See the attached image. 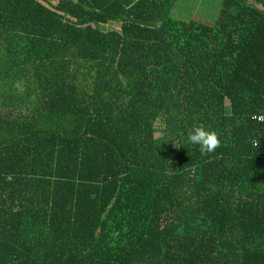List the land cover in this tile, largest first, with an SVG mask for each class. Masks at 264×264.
I'll list each match as a JSON object with an SVG mask.
<instances>
[{
	"label": "trees",
	"instance_id": "16d2710c",
	"mask_svg": "<svg viewBox=\"0 0 264 264\" xmlns=\"http://www.w3.org/2000/svg\"><path fill=\"white\" fill-rule=\"evenodd\" d=\"M259 116L264 0H0V264H264Z\"/></svg>",
	"mask_w": 264,
	"mask_h": 264
},
{
	"label": "clouds",
	"instance_id": "9594fccd",
	"mask_svg": "<svg viewBox=\"0 0 264 264\" xmlns=\"http://www.w3.org/2000/svg\"><path fill=\"white\" fill-rule=\"evenodd\" d=\"M188 140L193 145H198L202 156L214 153L221 141L215 131L206 130L203 126H196L188 133ZM259 146V141L255 143Z\"/></svg>",
	"mask_w": 264,
	"mask_h": 264
},
{
	"label": "built area",
	"instance_id": "2783aa9c",
	"mask_svg": "<svg viewBox=\"0 0 264 264\" xmlns=\"http://www.w3.org/2000/svg\"><path fill=\"white\" fill-rule=\"evenodd\" d=\"M256 121L258 122H263L264 121V116H259L256 118Z\"/></svg>",
	"mask_w": 264,
	"mask_h": 264
},
{
	"label": "rangeland",
	"instance_id": "374dc122",
	"mask_svg": "<svg viewBox=\"0 0 264 264\" xmlns=\"http://www.w3.org/2000/svg\"><path fill=\"white\" fill-rule=\"evenodd\" d=\"M112 27H113V26H112ZM159 135H160L159 131H156V132H155V137H159Z\"/></svg>",
	"mask_w": 264,
	"mask_h": 264
}]
</instances>
